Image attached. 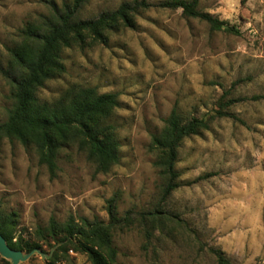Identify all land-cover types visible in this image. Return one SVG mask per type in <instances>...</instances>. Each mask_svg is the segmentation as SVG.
<instances>
[{
    "label": "rangeland",
    "instance_id": "obj_1",
    "mask_svg": "<svg viewBox=\"0 0 264 264\" xmlns=\"http://www.w3.org/2000/svg\"><path fill=\"white\" fill-rule=\"evenodd\" d=\"M73 1L0 0V124L14 104L2 74L10 49L29 24L52 19ZM132 1L88 0L77 18ZM145 1L153 7L134 18V29L109 31L106 45L89 39L83 48L63 50L65 72L38 93L48 102L76 88L116 94L119 107L106 122L120 144L118 165L99 173L86 152L69 145L51 178L34 148L7 138L0 143V206L17 214L13 241L40 243L45 254L21 264H91L70 246L56 252L39 231L52 219L109 222L112 199L120 218L134 217L133 225L114 232L116 264H219L213 250L231 264H264V100H252L264 96V0H197L200 12L236 33L214 31L181 9L156 7L170 0ZM228 100L238 102L223 107ZM175 109L184 121H208L209 129L182 143L180 186L161 203L165 180L151 146ZM219 111L231 117L220 118ZM156 210L162 212L157 221L139 220ZM0 264L11 262L0 255Z\"/></svg>",
    "mask_w": 264,
    "mask_h": 264
},
{
    "label": "trees",
    "instance_id": "obj_2",
    "mask_svg": "<svg viewBox=\"0 0 264 264\" xmlns=\"http://www.w3.org/2000/svg\"><path fill=\"white\" fill-rule=\"evenodd\" d=\"M88 0H74L61 11H56L52 19L40 25L29 24L23 30V40L10 49L9 68L2 71L12 88V109L8 119L0 124V143L4 138L16 140L25 147H32L38 154L39 163L48 169L51 178L57 176L60 151L69 145H76L86 152L96 164L99 173H108L121 160L120 144L114 126L107 118L119 107L116 94H100L95 88L68 90L53 102L39 98L45 83L65 72L62 51L72 47L83 48L90 39L94 43L106 45L109 31L136 27L135 17L150 9L152 4L145 0H134L122 4L115 11H108L93 19L77 18ZM247 0H241L244 5ZM197 0H170L156 6L161 9H181L186 18L208 23L214 31L235 32L226 28L227 23L197 9ZM254 101L264 100V96H254ZM237 100H228L223 107H230ZM218 117H231L226 111L217 112ZM209 129L203 119L182 120L175 109L166 119V125L159 135L153 137L151 149L156 154L155 166L165 180L161 203L179 188L180 174L176 169L179 149L185 139ZM109 222L82 219L80 223L69 220L58 224L52 219L49 225L39 231L40 240L61 252L72 247L75 252L85 254L91 264H116L118 251L114 245V232L128 228L134 223L129 213L120 218L116 200L108 202ZM162 212L143 213L141 221H157ZM17 214H5L0 206V233L13 250L25 254L43 251L40 243L14 242L12 231L17 223ZM150 237V232H147ZM58 254V253H57ZM54 254L53 261L57 260ZM219 264H231L221 251L213 250ZM53 264H56L53 262Z\"/></svg>",
    "mask_w": 264,
    "mask_h": 264
},
{
    "label": "water",
    "instance_id": "obj_3",
    "mask_svg": "<svg viewBox=\"0 0 264 264\" xmlns=\"http://www.w3.org/2000/svg\"><path fill=\"white\" fill-rule=\"evenodd\" d=\"M35 253H39L45 256L39 250L32 251L31 253L25 254L22 251L13 250L7 243V240L0 233V255L11 264H21L27 262Z\"/></svg>",
    "mask_w": 264,
    "mask_h": 264
}]
</instances>
